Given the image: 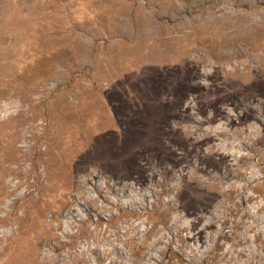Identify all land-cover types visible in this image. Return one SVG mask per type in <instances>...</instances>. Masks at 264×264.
Returning <instances> with one entry per match:
<instances>
[{
	"label": "rangeland",
	"instance_id": "1",
	"mask_svg": "<svg viewBox=\"0 0 264 264\" xmlns=\"http://www.w3.org/2000/svg\"><path fill=\"white\" fill-rule=\"evenodd\" d=\"M0 264H264V0H0Z\"/></svg>",
	"mask_w": 264,
	"mask_h": 264
}]
</instances>
